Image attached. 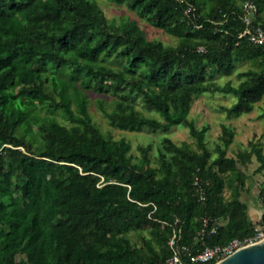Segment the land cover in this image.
Here are the masks:
<instances>
[{
	"label": "trees",
	"instance_id": "obj_1",
	"mask_svg": "<svg viewBox=\"0 0 264 264\" xmlns=\"http://www.w3.org/2000/svg\"><path fill=\"white\" fill-rule=\"evenodd\" d=\"M113 1L126 3L179 43L167 46L110 25L96 0H0V264H16L18 255L27 264H167L171 227L162 222L178 218L179 243L192 252L264 227V210L253 222L240 200L246 176L238 169L239 160L246 163L255 154V172L264 180V149L251 143V150L234 158L216 147L211 159L204 142L208 127L188 118L194 98L212 89L207 77L230 74L243 58L258 60L260 68L246 70L236 86L214 88L237 96L221 110L239 116L264 97V46L238 37L243 0ZM188 2L195 12L186 16ZM255 2L264 29V0ZM204 3L211 6L203 10ZM112 52L125 58L120 69L98 62ZM91 88L119 98L114 111L99 103L110 125L167 132L182 124L198 147L165 137L158 167L144 166L145 154L133 162L128 141L104 136L92 122L83 93ZM137 98L162 119L136 111ZM46 102L77 124L68 127L37 113ZM223 134L227 146L232 132L223 126ZM20 175L22 187L14 181ZM196 175L208 181L203 202L193 193ZM259 198L264 205V183ZM203 218L227 222L214 233L210 224L201 239ZM149 226L159 250L149 240L146 253L124 234Z\"/></svg>",
	"mask_w": 264,
	"mask_h": 264
},
{
	"label": "rangeland",
	"instance_id": "obj_2",
	"mask_svg": "<svg viewBox=\"0 0 264 264\" xmlns=\"http://www.w3.org/2000/svg\"><path fill=\"white\" fill-rule=\"evenodd\" d=\"M96 1L103 10L107 23L110 25L122 28L127 27L135 33L142 34L149 41H161L167 46H176L179 43V37L165 32L160 27L149 23L144 17L138 16L135 10L129 8L126 3L118 4L113 0ZM235 1L240 4L242 0ZM208 6H211V3H204L203 10ZM124 61V56L120 53L112 52L105 54L103 59H99L98 62L99 64L114 69H120ZM259 68L258 60L243 58L235 62V66L230 74L216 72L211 77H207V82L212 89L194 98L188 118L193 120L195 126L198 128L202 126L208 127L205 132L204 142L211 151V159L216 156L214 152L216 147L224 148L226 155L234 158H238V152L240 151L251 150V143L264 149V97L254 103L251 112L239 116L227 115L225 111L221 110V107L233 105L237 100V96L233 93H223L214 90L215 87L223 86L228 82L236 86L243 79V76H241L242 73L248 69L258 70ZM50 69L52 70L53 67ZM141 70H144V68L141 67L137 70V73L139 74ZM73 79L77 81L78 78L74 77ZM49 84V82H46L48 87ZM83 93H85L88 100V113L92 122L99 127L104 136H108L112 140L124 138L128 141L131 146L129 154L133 156V162L139 161L140 157L145 154L144 156L147 158V161L144 162V166L158 167L159 153L163 149V140L165 137L170 138L178 145L186 141L194 148L198 147L197 141L190 135L188 127L182 124L172 126L167 132H163L162 130L152 131L146 127L138 131H129L114 127L110 125L103 111L99 108V103H103L106 111H114L117 102H119V98L114 93H101L92 88L84 89ZM16 98H12L14 102H17ZM72 108H75L74 103L72 104ZM134 109L139 111L141 115L162 119L157 112L145 106L142 98L136 99ZM35 111L41 115L53 117L68 127L77 124L73 120L63 119L59 108H56L52 112L49 102L38 105ZM223 126L228 127L232 132L231 141L227 146L224 145L225 136L223 134ZM34 133L37 138L40 137L38 131L35 130ZM40 142L41 139H37L35 145H38ZM258 165L259 162L255 154H252L251 159L246 163L240 160L238 161V169L243 171L246 176L245 185L240 189V200L247 204L248 213L253 222L259 220L264 210V205L259 198V189L261 184L264 183V180L261 173L255 172ZM14 181L22 187L25 183V178L20 175L15 177ZM228 195L229 190L226 189L225 197H228ZM220 222L224 224L227 222V219L221 218ZM256 229L264 233V227L257 225ZM160 231H162V228H160ZM124 236L129 239L130 243L136 249L142 248L148 253L146 242L151 240L153 247L159 250V245L156 241L157 236L150 226L144 229H130ZM16 264H27L24 255H18L16 257Z\"/></svg>",
	"mask_w": 264,
	"mask_h": 264
},
{
	"label": "built area",
	"instance_id": "obj_3",
	"mask_svg": "<svg viewBox=\"0 0 264 264\" xmlns=\"http://www.w3.org/2000/svg\"><path fill=\"white\" fill-rule=\"evenodd\" d=\"M181 3L184 0H179ZM195 12L193 4L187 3L184 10V14L189 16ZM258 7L255 0H243L241 4L240 21L242 23V30L239 32L238 37L246 38L250 43L254 45L264 46V29L261 24L257 21ZM199 51H204L203 46H199ZM103 181V178L100 182ZM193 193L198 201L203 202L206 199V186L208 181H203L198 175L193 179ZM211 221V222H209ZM221 218L208 219L203 218V225L199 231L201 239L208 232L209 225L210 232H216L217 228L222 224ZM179 219L176 218L173 223L162 222L163 225L167 224L171 227V234L168 238L167 245L170 250V256L167 258V264H196V263H207L218 260L230 255L233 251L240 247L259 241L264 237V233L257 231L251 236H247L243 239L235 237L231 241L223 245L215 246H204L197 252H192L187 246L180 245V232L181 229L178 227Z\"/></svg>",
	"mask_w": 264,
	"mask_h": 264
},
{
	"label": "water",
	"instance_id": "obj_4",
	"mask_svg": "<svg viewBox=\"0 0 264 264\" xmlns=\"http://www.w3.org/2000/svg\"><path fill=\"white\" fill-rule=\"evenodd\" d=\"M214 264H264V237L238 248Z\"/></svg>",
	"mask_w": 264,
	"mask_h": 264
}]
</instances>
